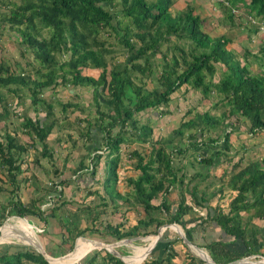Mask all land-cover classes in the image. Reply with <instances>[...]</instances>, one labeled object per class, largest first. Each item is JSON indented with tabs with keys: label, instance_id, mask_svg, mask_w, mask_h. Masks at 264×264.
Returning <instances> with one entry per match:
<instances>
[{
	"label": "trees",
	"instance_id": "1",
	"mask_svg": "<svg viewBox=\"0 0 264 264\" xmlns=\"http://www.w3.org/2000/svg\"><path fill=\"white\" fill-rule=\"evenodd\" d=\"M14 1L3 6L8 11L2 12L0 23L17 35L23 52L28 51L37 65L25 63L27 71H16L11 65L0 62V124L5 129L9 123L13 125L10 116L18 115L22 133L30 140L29 144L20 142L13 129L0 136V195L4 192L9 195L4 204L1 198L0 222L10 216L33 217L46 225L47 218L40 210L38 196L28 203L16 199L15 192L21 183L18 178L23 173L21 156L38 145L32 161L37 169H42L41 159H53L47 137L59 121L69 120L65 115L70 110L73 117L69 121L76 126L79 136L84 141L91 140L85 146L88 154L94 153L89 159L88 175L94 179L93 158L96 163L101 157L96 154L99 147L93 146L95 142L91 144L95 141L91 132L96 129L100 135L99 146L105 150L107 159L104 166L108 168V175L102 179L107 200L113 206L120 201L128 206L127 210L133 206L140 208L135 224L125 232L120 226L105 224L104 229L114 242L155 235L159 227L174 224L191 244L203 248L214 264H228L248 256L264 258V224L259 227L252 223V219L264 223V166L249 162L239 169L242 160L232 162V156L225 153L230 149L229 135L234 132L230 129L231 122L225 127L229 119L243 124L244 133L249 136L264 134V71L254 73L250 69L246 60L250 57L253 63L258 61L248 47H244L242 59H239L236 52L226 48L230 44L228 38L210 39L201 29V18L190 1L183 2V8L177 0ZM223 2L227 6L225 19L230 23L234 17L232 10L239 9L245 16L260 20L264 29V0ZM257 30L254 27L249 32L254 34ZM110 39L123 50L122 60L114 56ZM258 54L260 59L264 57V43ZM216 64L220 65V77L214 81ZM83 70L98 72L92 77ZM147 80L152 84L150 90L145 87ZM58 86L69 87L74 92L72 98H76L74 89L90 87L89 100L82 105L73 101L60 103L62 117L58 119L51 102L40 98L44 92H51ZM181 86L198 91L200 100H206L216 114L212 116L207 110L195 113L167 135L153 137L147 113L153 110L164 116L172 112L168 107L170 96ZM19 88L28 92L33 112L43 111L42 118L26 112L19 115L2 92L5 90L18 98ZM91 109L93 113L89 114ZM139 113L145 115L142 121L136 117ZM82 123L85 125L80 127ZM131 144L139 147L148 144L151 148L146 156L136 149L129 153V158L135 159L131 167L137 173L134 178H124L129 192L120 194L115 189L121 166L120 149ZM188 147L198 155V165L205 167L207 172L221 163V156L226 158L224 162L230 166L231 180L224 184L225 187L219 185L213 193L214 196L221 194L226 188L235 193L226 211L219 203L213 208L207 207L210 199L196 194L197 183L193 182L202 173L197 171L189 178L182 168L179 174L174 160L186 158L184 153ZM189 164L195 168L194 161ZM84 165V161H79L76 169L81 170ZM53 173L57 174L55 170ZM66 184L68 180L53 182L48 196H54L50 199L61 197L60 187ZM30 186L32 193L40 190L35 184ZM183 187L191 188L188 202L181 194ZM174 188L180 192L176 201L169 198ZM201 209H205L203 216L184 218L195 212L199 214ZM61 224L65 226L68 221L61 220ZM248 224L251 229L246 228ZM212 225L220 234L204 240ZM85 231L86 228L75 232L74 239L83 237ZM180 241L177 236L170 240L164 237L159 254H149L140 264H204L191 256L183 244L184 260L177 263L179 253L174 246ZM118 248L115 251L119 255H127ZM90 253L91 256L85 255L75 262L123 264L105 250L103 256L97 250ZM140 254L138 251L132 253L133 256ZM126 258L128 256L123 258L125 262ZM24 263L47 264L31 247L0 244V264Z\"/></svg>",
	"mask_w": 264,
	"mask_h": 264
},
{
	"label": "rangeland",
	"instance_id": "2",
	"mask_svg": "<svg viewBox=\"0 0 264 264\" xmlns=\"http://www.w3.org/2000/svg\"><path fill=\"white\" fill-rule=\"evenodd\" d=\"M10 1L11 0H0V16L2 15V12L8 11L7 7H3V6L7 5ZM12 1L15 2L14 0ZM188 1L191 2V5L194 7L195 12L200 16L202 21L201 29L205 33H207L210 39L218 38L219 36H224L225 38H228L230 44L227 45L226 48L236 52V55L238 56L239 59H242L241 55L243 54L242 51H244V47H248V50H250L249 52H251L258 61L256 63H253L252 58L249 57L246 60V62L249 64L250 69L254 73H258L260 70L264 71V57H261L260 59V54H258L259 47L263 46L264 43V29L263 26L260 24V20L252 18L250 16H245L244 12H242L239 9L237 10L233 9L232 10V14H234L232 20L233 22L230 23L228 20L225 19L227 6L225 7L224 5L225 3L223 2V0L222 2L219 1L220 3L217 2L218 0H180V1L177 0L181 8L184 7L182 3ZM254 27L258 28V30L256 33L253 34L249 32V29ZM40 34L44 35V32H40ZM109 42L112 44V51L114 52V56L116 57V59L122 60L123 50L116 47V45H113L114 42L112 39H110ZM0 62L5 63L6 65H11L16 69V71L22 69L24 71H27L28 67L25 66V63L32 64L33 66L36 64L32 60V56L28 51L23 52V46L18 42L17 35H15V33H12V31H10L7 28V26L1 23H0ZM215 68H216V72L213 76L214 81H216L220 77V65L216 64ZM83 72L87 76L95 77L98 71L83 70ZM145 84H146L145 86L146 89L150 90L152 88V84L150 83L149 80H147ZM74 90L76 92V98L71 97L74 94V92L72 90L70 91L69 87L64 88L59 86L55 88V90L53 89V91L51 92L50 91L44 92L40 96V98L50 101L52 107L54 108L55 116L58 119H61L62 114L59 112L60 103H65L66 101H73L78 105H82L84 104L85 100L86 102L89 100L90 97L89 94H91L90 87L76 88ZM2 92L4 96L8 98V102L11 103L12 107L16 109V112L19 115L23 114V112H26L29 113L30 116L36 115L39 118L43 117L42 110L40 112L32 111L33 107L30 105V98L28 92L24 88H19V92L17 93L18 98L12 94H8L5 90H3ZM211 96L212 95L208 94L210 100H213ZM170 98L171 99L168 104L169 105L168 107H170L169 109L172 112H169L168 114L166 113L163 116V115H159V113L156 114L153 110H150L146 115V117L149 118V124L152 129L153 137L157 138L159 136L167 135L170 131L176 129L179 123L189 118H192V116L195 113L204 112L207 110L209 114L212 116L216 114L215 111L213 112L211 110L209 103L206 100H200L201 97L199 92L189 87L181 86L175 93L171 94ZM91 105H93V103H91ZM69 111H67L65 117L72 121L71 118L73 117V115ZM88 111H90L89 114L93 113L92 109ZM17 116L16 115L10 116L9 120L13 122V125L8 122L9 124L6 126L5 129H3L1 126L2 124H0L1 127L0 136L1 134L4 133V131L10 132L11 129H13L16 136L19 138L20 142L29 144L30 140L25 135H23L20 127L19 116L18 117ZM136 117L142 121L145 115L139 113L136 115ZM69 120L59 121V123L53 128L51 134L48 135L47 145L49 150L53 154V159L51 160H49L48 158L41 159L40 157H38L39 159H41L40 165L42 169H37L36 166L32 163V161L37 155L36 149L38 148L37 147L38 145H35L36 148L34 150L29 149L25 154L21 156L22 164L20 168L23 171V173L20 174L18 178L21 181V183L19 184L18 190L15 192L16 199L22 201L23 203H28L31 199L35 198V195L38 196L37 199L41 201L40 210L43 211L44 215L47 218L46 225L39 222L37 219L33 217L20 219L14 216H10L8 218H5L3 221L0 222V232L2 231L4 234H6L4 238L5 242L2 243L1 245L10 244V245L30 247L28 245H31L33 243H38L46 255L53 258H58L67 254L64 257L66 258L73 253V252L70 253V251L72 250L73 244L77 239V238L74 239L75 232L77 231H81L84 228H86L83 237L81 236L82 238L87 240H97L104 244H112L115 242L106 233V230L104 229L105 224L110 226H115V225L120 226V229L123 232H125V230H127L128 228H130L135 224L136 218L138 217L137 214L138 212H140V208L138 209L137 207L135 208V206H133L134 208L130 207L129 210H127L128 206L120 201L115 202L116 206H113L105 196L102 179L103 176L106 177L108 175V168L106 169V167L103 166L104 162L107 159L105 158V150H103L102 147L100 148L99 146L100 141L98 139V135H99L97 133L98 131L95 129L91 132V134L93 135L92 139L93 140L95 139V141H92L91 144L95 142L93 146L99 147L96 154H100L101 156L96 163H95V158H93L94 159L93 163L95 164V168L93 169L95 170L96 175L94 176V179H92L93 177L88 175V173H90L91 170V168L89 167V164H91L89 162V159L92 158L94 153L88 154V152L85 149V146H87L91 142V140L88 142L84 141L83 138L79 136L76 130V126L74 124L72 125V123ZM229 122L232 123L230 125V129H232L233 125H238L237 127H235L238 129L243 126V124L241 126L240 123L238 124L237 122H234V120L229 119L225 121V123H227L225 127L228 125ZM83 125H85V123L80 124V127H82ZM228 130L229 128L226 129L227 132ZM236 135H237V140H241L240 138L241 135H244L245 138L244 141L241 142L242 146L240 150V153H245L244 154L245 160L243 161V164L240 165L241 167L239 169L243 168L249 162H257L259 165L264 166V164L262 163V161H264V134L262 133V134H255L254 136H249L244 132L243 133L239 132ZM183 145H185V142ZM244 145H246L247 147H245ZM181 147L182 149H184V146ZM150 148L151 146L148 144H143L141 145V147H139V145L136 144H131L129 146L121 147L120 149L121 166L117 171L118 181L115 185V189L117 190V192H119L120 194H124V193L126 194L127 192H129V188L128 186H126L124 182V178L126 177L134 178L137 173L131 167V163L133 165L135 159H130L129 153L132 150L136 149L138 150L139 154H145L146 156V154H148V152L150 151ZM166 152L169 153L170 150L166 149ZM184 156H186V158L183 157H178L177 159L175 158L174 164H176V161L179 160L178 166H180L181 163H183L184 164L183 171L185 172L186 171L185 166L186 165L190 166L189 162L192 160L195 162L194 166L198 169L199 167V165L197 164L198 155L194 154L193 150H191L188 147L187 150H185ZM223 158L224 157L221 156L219 160H222ZM79 161H84L85 163L84 168H82L81 170L76 169ZM104 167L106 171L103 174ZM53 170L57 172L56 175H54ZM205 170L206 169L203 166L199 167L198 169V171L202 173H205L206 172ZM85 171H86L85 179H83L84 176L81 177V175H84ZM212 171L213 170H211L210 172ZM29 175L31 176L32 179L33 178L34 179L33 180H31V178L29 179L30 177ZM210 175L212 177V174ZM231 175L232 173H230L229 171V173L225 175V177L223 178L222 183L224 184L225 182L227 183L228 180H231L230 179ZM57 176H59L58 179H56ZM96 178L98 179V181L96 180ZM2 179L4 180V178ZM59 180H68L69 184L60 187L61 190L60 193H62L61 197H55L50 199V197L54 196V195L48 196V192L52 190L51 184L53 182H58ZM94 180H96V183L98 184H95ZM211 181L212 182L204 181L205 182L204 183V182H200L199 179H197L193 182V183H197V188L195 191H197L198 196L202 195L210 200L213 198L214 196L213 193L216 192V188L220 185L221 182H219L218 180H211ZM84 183H87L85 187L88 188V191H86V189L79 188V185H82ZM34 184L37 185L40 188V190L39 191L36 190L35 192L33 191L32 193V188L30 185H34ZM92 185H95L96 187H94V189L93 188L91 189ZM3 186L5 187L6 184L5 185L3 184ZM7 186L6 188L9 187ZM89 188L91 189L90 191ZM107 189L109 190V188H106L105 190L108 191ZM227 190L228 189L226 188L224 191ZM172 191H176V189L174 188ZM190 192H191V188H188L186 192L182 195L183 198L189 196ZM224 194L226 195V197L223 198L224 200L222 202L220 201L219 204H221L222 206L223 204H226V206L222 207L223 210L226 211L228 200L231 199L230 197L232 196V194H228L226 192ZM0 196H1L0 204H2V200L4 204V200L9 195L7 192H4ZM102 200L104 201V203L101 202ZM214 201L216 200L213 199L212 201L213 205L216 204L214 203ZM195 213L196 215L198 214L197 212ZM51 214L53 215V217ZM190 217H192V215H188L184 218L187 219ZM61 220L63 223H67L68 221V224L65 226L62 225ZM256 225L263 226V222L262 221L256 222ZM246 228L251 229L252 226L248 224ZM67 229L69 230L68 232H71V234L67 232ZM206 232L207 233L204 236V240H208L210 236H212L211 234H209L208 231ZM219 234L220 232L218 233V230H216L215 236L217 237ZM11 236H15L16 239ZM25 236L29 238L26 239ZM174 236L180 238L178 234H176L174 230L171 229L170 227L161 230L160 238L157 240L154 248L151 250L149 254L151 253L155 255L159 254V251L163 247V242H162L163 238L166 237L168 240H170ZM131 238H125V239H131ZM151 240L152 239L150 237L148 241L136 240L133 241L131 244L127 245V247H124L125 250H123L121 247H119L118 250L121 253L125 252L127 254V255H122V256H128V258H126L127 264H136L135 261H139V262L141 261L142 257L145 254L144 251L149 246ZM82 241L83 240L81 239L76 240L74 247L75 253L73 255V258L71 261L66 262L64 264H79V261L78 262L75 261L84 257L85 255L91 256L90 252L93 250L100 251L101 256L104 255L103 249H99L98 247H96L95 244L84 243ZM174 248L179 253V261L176 262L178 263L183 261L185 248L182 246V242L180 241V243H176ZM198 248H200L202 251L206 253V251L203 248L201 247ZM187 250L191 256L197 258L196 254H198V252L194 253L191 248L190 249L187 248ZM133 251L134 252L138 251L141 254L137 256H133L132 255ZM49 253L52 254L49 255ZM64 258H60V259H64ZM262 259L260 258V256L259 257L254 256V257H250L248 261L258 262L261 261ZM248 261H246V263ZM260 263L264 264V260L261 261ZM24 264H28V263H24ZM97 264H101V263H97Z\"/></svg>",
	"mask_w": 264,
	"mask_h": 264
},
{
	"label": "crops",
	"instance_id": "3",
	"mask_svg": "<svg viewBox=\"0 0 264 264\" xmlns=\"http://www.w3.org/2000/svg\"><path fill=\"white\" fill-rule=\"evenodd\" d=\"M235 127H237V125H233L232 126V131L234 130V132L233 133H231L230 135H229V143H230V149H228L227 150V152H225L226 154H228V156H232V162H234V161H237L239 158H240V160H242V162L245 160V158H244V154L245 153H240V150H241V146H242V141H244V135H241L240 136V138H241V140H237V135L236 134H238L239 132H241V133H243L244 132V127L242 126V127H240L239 129L238 128H235ZM245 147H247L246 145H244ZM239 149V150H238ZM197 155V154H196ZM224 160H226V158L224 157L222 160H221V163H219V165L218 166H216V167H214L213 169H210L208 172L206 171L205 173H202V172H200V173H202V174H200V177H198L197 179H199V181L200 182H204V181H208V182H212L211 180H218L219 182H221L220 183V185L221 186H224V184L226 183H222V180H223V178L225 177V175H227L228 173H229V171H230V166L227 164V163H225L224 162ZM186 162V161H185ZM190 162H193L192 160L190 161ZM187 163V162H186ZM178 164H179V160H177L176 161V164H175V166H176V168H178V169H180V172H179V174L181 173V172H183L182 171V166H184V164L183 163H181V165L180 166H178ZM194 164H195V162H194ZM198 164V163H197ZM103 166H104V164H103ZM186 167V174H187V176L190 178L193 174L194 175H196V173H197V171H198V169H199V167H201L200 165H199V167H198V169L195 167L194 169H193V167H191V166H185ZM201 169H204V168H201ZM211 170H213L212 172H210ZM198 173H199V171H198ZM210 174H212V177H211V175ZM101 175V174H100ZM84 176V177H83ZM81 177H83V179H85V175H81ZM100 177V176H99ZM196 179V180H197ZM226 179V178H225ZM96 180L98 181V179L96 178ZM96 180H94V183L95 184H98V183H96ZM204 180V181H203ZM205 183V182H204ZM85 185H87V183H84V184H82V185H79V188L80 189H86V191H88V188L87 187H85ZM190 186H192V184L190 183L189 184ZM89 186V185H88ZM226 186V185H225ZM224 186V187H225ZM94 187H96L95 185H92V187H91V189L93 188L94 189ZM90 188H89V191L91 190ZM186 192V189L183 187L182 189H181V194L183 195L184 193ZM228 193V194H232V196L230 197V198H232L233 196H234V192H232V191H224V192H222L221 194H217V195H215L211 200H209V203L207 204V207H209V208H213L216 204H218L220 201L222 202L224 199L223 198H225L226 197V195L224 194V193ZM196 194L198 195V193H197V191H196ZM227 194V195H228ZM81 195V194H80ZM179 195H180V192H178V189H176V191H171V193H170V197H171V200H173V201H176L177 199H178V197H179ZM217 198H219V199H217ZM229 198V199H230ZM213 199L214 200H216V201H214V203H216V204H212V201H213ZM185 201L186 202H188V196H186L185 197ZM229 201V200H228ZM213 205V206H212ZM222 206V205H221ZM223 206H226V204H223ZM222 206V207H223ZM203 210V211H202ZM204 213H205V209H201V211L199 212V215L197 214H192V216L193 217H197V216H203L204 215ZM259 221H261V220H258V219H252V223L254 224V225H256V222H259ZM263 222V221H262ZM264 224V223H263ZM259 227H262V226H259ZM210 228H211V232H210V234L215 238L216 236H215V231L216 230H218L217 229V227L216 226H214V225H212V226H210ZM219 233V232H218ZM90 244V243H89Z\"/></svg>",
	"mask_w": 264,
	"mask_h": 264
},
{
	"label": "water",
	"instance_id": "4",
	"mask_svg": "<svg viewBox=\"0 0 264 264\" xmlns=\"http://www.w3.org/2000/svg\"><path fill=\"white\" fill-rule=\"evenodd\" d=\"M167 227H170L171 229L174 230V232H175L176 234H178V236H179L180 239H181L182 244L185 245L188 249H190V248L192 249V248H193L194 250H197L199 253H201V255H203V257L197 256V255H196V257H197L198 259H200L201 261H203L204 264H214V263L211 261V259L208 257V255H207L204 251H202L200 248H198V247H196L195 245L191 244V243H190V242H189V241L183 236V234H182L181 231L177 228V226L174 225V224L163 225V226L159 227V228L157 229L155 235H149V236H144V237H135V238H131V239H122V240H120V241H118V242H115V243H112V244H104V243H101V242H99V241H97V240H87V239H84V238H82V237H79V238H77V239H81V240L89 241V242H94V243L99 242V244H101V247L104 248L103 250H105L107 253H110V254H112L113 256H115L116 258H118L123 264H126V262L123 260V258H124V257H127V256H120V255H118L114 249L117 248V247H127V244H128L127 242H128L129 240H132V239H138V241H143V240H144L145 238H147V237L154 236V237L156 238V241L153 242L152 244H150V245L147 247V252H146V254L144 255V257H142L141 261L139 262V263H141V262H142V261L148 256V254L151 252V250L154 248V246H155L157 240L160 238L161 230H163V229H165V228H167ZM0 236H1V232H0ZM77 239H76V240H77ZM76 240H75V242H74V244H73V247H72V250H71L70 253H72L73 250H74ZM6 241H8V240H6ZM4 242H5V241H0V244H2V243H4ZM28 246H30V247L33 248L37 253H39V254L43 257V259L47 262V264H50V259H51L50 256H48V255H46V254L44 253L43 249L40 247V245H39L38 243H36V245H28ZM70 253H68V254H70ZM66 255H67V254H66ZM66 255H63V256H61V257H58L57 259L64 258ZM250 257H252V256L245 257V258H240V259L235 260V261H232V262H230V263H228V264H261V263H260L261 261H258V262H250V261H248V259H249ZM263 260H264V259H263ZM246 261H248V262L246 263ZM139 263H138V264H139Z\"/></svg>",
	"mask_w": 264,
	"mask_h": 264
},
{
	"label": "bare ground",
	"instance_id": "5",
	"mask_svg": "<svg viewBox=\"0 0 264 264\" xmlns=\"http://www.w3.org/2000/svg\"><path fill=\"white\" fill-rule=\"evenodd\" d=\"M178 228V227H177ZM179 229V228H178ZM5 235L6 234H4L2 231H1V236H0V241H4L5 239ZM11 237H13V238H15L16 239V237L15 236H11ZM7 238V237H6ZM25 238L26 239H28L29 237H27V236H25ZM150 238L152 239L151 240V242H150V244H152L153 242H155L156 241V238L154 237V236H150ZM148 239H149V237H147V238H145L143 241H148ZM136 240H138V239H132V240H129L127 243V245H129V244H131L133 241H136ZM82 242H84V243H90V244H95L96 245V247H98L99 249H104L103 247H101V244H99L98 242L97 243H94V242H89V241H82ZM149 244V245H150ZM31 245H36V243H33V244H31ZM192 250H193V252L194 253H196V252H198L197 250L195 251L193 248H192ZM142 252V251H141ZM146 252H147V248H146V250L144 251V253L146 254ZM74 253H75V248H74V250H73V253L71 254V255H69L68 257H66V258H64V259H57V258H51L50 259V263H54V264H64V263H66V262H69V261H71L72 260V258H73V255H74ZM144 254V255H145ZM197 256H200V257H203V255H201V253H199L198 252V254H196ZM144 257V256H143Z\"/></svg>",
	"mask_w": 264,
	"mask_h": 264
},
{
	"label": "clouds",
	"instance_id": "6",
	"mask_svg": "<svg viewBox=\"0 0 264 264\" xmlns=\"http://www.w3.org/2000/svg\"><path fill=\"white\" fill-rule=\"evenodd\" d=\"M21 219V218H20ZM41 232V231H40ZM79 238V237H78ZM71 252V251H70ZM249 257V256H248ZM252 257H254V256H252ZM256 257H259V256H256ZM261 259L263 258V257H260ZM264 259V258H263ZM263 259L261 260V261H263Z\"/></svg>",
	"mask_w": 264,
	"mask_h": 264
}]
</instances>
